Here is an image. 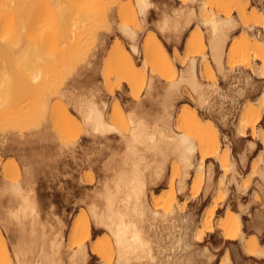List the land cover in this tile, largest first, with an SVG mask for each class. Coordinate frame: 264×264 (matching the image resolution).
<instances>
[{
	"label": "bare ground",
	"instance_id": "1",
	"mask_svg": "<svg viewBox=\"0 0 264 264\" xmlns=\"http://www.w3.org/2000/svg\"><path fill=\"white\" fill-rule=\"evenodd\" d=\"M52 1H54V6L49 5ZM70 1L67 7H63L60 0H41L40 2L48 8H44L46 9L44 11L46 15L42 19L41 17L44 14L41 13L40 19L42 20L40 21L38 16L40 14H37L38 10L36 11L40 5L42 6L39 3L37 7L39 0H0V61H2L0 62V113L2 110H5L4 108L7 111V105L11 101L22 104L20 101H23L24 98L26 99L28 95L31 97V93L34 92L36 86H41V89L47 87L49 83L46 82L48 80L45 77L43 78L41 75L43 73L40 70L37 69L35 71L36 67H34L37 59L41 58L40 56L44 54L52 56V58L49 56L50 59L47 58L48 63L52 67L72 64L75 61L78 63L77 61H79L82 69L85 70L83 72L86 73L95 71V67L98 63H101L99 62L102 56L101 51L88 55L89 52L87 49L89 47L88 44L86 46V42L87 40L89 41L88 38L92 34L98 35L102 40L107 37L105 32H99L97 30L98 26H105L111 19V16L104 9V0ZM181 1L182 4L186 5L187 0ZM189 1L194 3L197 0ZM200 1L201 5L199 7L201 9L197 6L199 9L197 13H200V16L195 17L200 19V23L196 19L198 20L199 26L200 24L203 27L205 26V28L200 27L207 30L205 31L208 33V36L206 35L205 37L206 42L202 40V37L198 36L200 38H196V44H198L200 51H203L205 47L207 48L208 55L212 64L216 67L215 69L218 71V74L220 73L225 78L226 68L228 70L238 66L243 68L245 72L248 71L252 75L259 77V79H264V17L256 16L257 14L255 15V12H253L251 15L252 18L250 17V19L245 14L246 4H240L241 0H225L230 8L236 10L237 18L243 23L240 26L244 30L241 31L244 33L240 36V41L235 43L234 46L227 48L229 35L239 25L238 21L229 16L230 10L223 17L217 13L215 15L209 8L213 14H210L207 11L208 9L205 10L207 8L205 7L206 5H219L224 0ZM135 4L137 12L130 9L122 13L121 22L117 29L132 42L130 46L131 51L138 54L139 51H137L134 41L138 37V30L144 27L141 25L142 27L140 28L141 23L139 17L141 21L143 20V23L151 1L136 0ZM192 5L194 4L190 6ZM187 10V12L181 11L177 13L179 19L180 16L184 17V24L182 23V25L186 27L190 25L192 17L195 14L193 8L190 7ZM178 15L175 14V16ZM166 19L161 22L162 25L157 24L161 30L160 33L163 30H168V28H172L173 32L179 29L181 23L177 17L172 22L170 20L168 22ZM247 22H253V25L250 23L251 26H249ZM182 27L184 28V26ZM169 31L172 30L169 29ZM71 35L74 36L73 39L75 40L71 44L67 43L68 46L66 48H60L61 46L57 45L58 39L61 40L62 37L66 38V36L70 37ZM142 45L146 60L150 63L151 70H149V74L151 73L152 76H147L149 80L145 77V74L136 70L135 62L131 58L129 50L126 51L118 44L115 50L113 49L115 65L108 71V74L111 72L110 75H107V72L106 75H103L104 79L101 86H92L91 82L85 78L84 92L81 99L78 100L72 96L71 90L67 86L62 87L58 91L54 87L49 88L50 85L46 88L48 93L59 95L61 99L75 108V113L78 115L81 123L79 132L86 138L90 137L93 144L96 145L91 151L90 149H86L87 151L83 153L85 156L83 161L85 169L87 168L89 171L97 169L96 182L101 187V189L96 190L98 195L96 194L97 197L95 196L93 198L92 203L89 205L90 207L88 206V210L92 222L110 237L111 245H106L108 242H101L102 245H98L94 252L97 251L98 255L106 262L111 261L110 258L114 256L116 264H131L133 262H138L139 264L140 261L152 262L156 255L167 253L165 246L160 245V230L169 227V229L175 230L176 227L174 224L178 221L184 225L185 232L179 233V231L175 234L174 232H170L171 235L169 236L171 237L167 236L170 238L172 253L176 252L178 254L179 252V256L174 261L169 260L170 257L168 255L167 257H163L164 259L160 257L162 260L167 258L165 262H162L164 264H169V261H172L171 264H200V261L197 262V258H201L206 264H210L214 261L215 254L211 253L207 247H199L198 250L200 249V251L198 253L196 251L197 254L190 252L192 243L188 240L186 230L191 223L192 216H185L180 213V219H178L175 210H173L174 208H172L175 201L174 194H170V197L165 201L155 203L152 206L146 197V192L149 185L157 183L165 177L167 165L170 163L172 165L171 167L180 164V167L183 168L184 174L182 173V178L177 181V189L179 193L182 192L189 175L188 173H190L188 170L194 164V153H198L199 155V161L196 167L198 184L202 182L203 174L205 176H203L204 195H208L212 187L214 182L213 172H215L212 166L213 163H211V166L208 165L209 167L205 173L204 165L207 159H213L224 171L227 167L229 168L227 169L231 175L230 178L228 177L229 180L225 181L223 180L224 178H220L221 180H219V184L224 192L227 191V185L230 183L235 185L237 191H241L240 184L236 182L235 175L237 169L231 159L230 145L222 144L217 127L212 120L208 118L203 119L196 112L197 110L190 112L185 108L182 109L178 117L176 116L175 126L172 123V114H170L172 100L179 93L181 94L182 89L186 88L188 92L190 91L194 95L197 104L203 106L207 102L210 91L212 93V90L218 88L216 87L214 76L208 71L207 60H204L205 56L203 60H200L201 62L204 61V68L206 67L205 76L203 75L204 81L202 82L198 77V71L195 69L194 57L191 59L187 69L185 70V67L182 72L179 70L181 74L179 73L176 76L160 44L156 43L161 55L156 53V49L151 42H143ZM13 56L16 58H13ZM225 57L228 60L227 65L224 63ZM53 73L55 74L56 71ZM154 74L159 78L158 80H164L163 82H166L163 83L166 84V86L163 85L165 89L160 88L165 91L159 104L151 100L154 95L152 91L155 88L152 83ZM112 79L113 82H111ZM246 79L249 81L248 77ZM158 80L157 83H161ZM124 85L129 89L131 98V102L125 108L127 110L126 116H124L121 110V103L124 98L123 93L119 92L118 96H115V91L122 89ZM143 90H145L143 93L144 97L140 99L139 93ZM237 90L235 91L239 95L243 94L244 89L238 88ZM216 91L214 92L216 93ZM235 91L233 90V92ZM43 92L45 91L43 90ZM107 97L108 100L111 99V102L107 100ZM32 99L34 98L32 97ZM261 99L264 103V90L261 94ZM251 104L252 107H248L243 112L236 126V135L240 142L247 139L246 131L250 129L252 141H248V148L245 146L247 150L249 149V152L256 150V142L254 141L261 139L257 126L262 118V109L260 108V103L257 106V99L251 101ZM198 105L196 106L198 107ZM37 107L39 108V105ZM17 111H20L19 108ZM20 112L17 114L19 117L22 114L23 116L28 114H24V111ZM15 113L12 112V114ZM226 117L225 115L222 118L226 119ZM20 119L22 120V118ZM27 119L33 121L32 118L26 116L25 120ZM15 120L13 119L11 124ZM29 120H22V122L27 123ZM53 124L56 129L62 130L71 128L72 126V122L66 123L63 117L57 118ZM15 125L19 126L20 124ZM110 138H117V143L112 144ZM69 141H65L68 143L64 142V144L61 143V146L71 145L72 143H69ZM112 146L117 150L116 153L111 152L113 149H108L112 148ZM106 149L109 151L107 152ZM244 158V156L240 157L241 163L242 161L243 163L246 162H244ZM42 159L44 160V158ZM258 160L261 161L260 164L264 161L263 158L262 160L258 158ZM26 168L23 172L26 180L22 183H12L7 188L15 196L17 207L8 210L6 219L0 218V222L4 223V227H6V223L9 221L19 231V238L12 248L13 261L16 264H59V261L61 262L62 260L59 251L61 245L55 239L48 240L49 238L42 229V233L39 229L40 236L38 237L39 234L36 235L37 226L40 225V222H38L37 218L36 204L31 197L32 195H30L32 188L30 190V187H28V180L33 171L30 172ZM256 175L259 176V180H264V168ZM212 215L213 211L210 212L208 218ZM256 215L258 218L262 217L261 213ZM241 226V214L227 209L225 220L221 224L224 235L223 239L233 240L237 238L242 243V247L246 253L258 257L264 256V247L260 246L257 236L251 235L247 240H244V232L241 230ZM205 227H210L207 222L205 223ZM79 230L77 229L74 232L75 236L78 237L79 234L80 238L76 241V249L69 254V264H86L87 261L84 243L90 237L88 224H84ZM162 239L164 240L165 238ZM195 240L196 237L193 238V241ZM201 240V237H198L197 241L200 242ZM154 248H156V251ZM8 259L9 255L6 246L1 242L0 264H5Z\"/></svg>",
	"mask_w": 264,
	"mask_h": 264
},
{
	"label": "rangeland",
	"instance_id": "2",
	"mask_svg": "<svg viewBox=\"0 0 264 264\" xmlns=\"http://www.w3.org/2000/svg\"><path fill=\"white\" fill-rule=\"evenodd\" d=\"M40 1L41 0H39L37 7L39 3L42 4ZM60 1L62 2L61 5L63 7H67L69 2H71L70 0ZM73 1L77 2L76 0ZM135 1L136 0L103 1V6L105 7L104 9L111 16L112 20L110 19V22H108V24L105 26H98L97 30L99 32H105L107 37L106 39L102 40V38H100L98 35L92 34L88 38L90 42L88 40L86 42V46L88 44L89 47H87V51L89 52L88 55L94 54L97 51H101L102 56L99 61L101 63H98L96 66L99 69L95 67V71H90L88 73L83 72L85 70L82 69L79 61H77L78 63L75 61V63L72 62V64L53 65L54 67H52V65H50L47 60V58L50 59L52 56H47L44 54L40 56L41 58L37 59V62L34 64V67H36L35 71H37V69L40 70V72L44 74H41L43 78L45 77V79L48 80L47 81L44 79L47 81L46 83H49L46 88H48L50 85L49 88L54 87L56 88V91H58L62 87L67 86L71 90L72 96L79 100L81 99L84 92L85 78L91 82L92 86H101L104 79L103 75H106V72L107 75H110L111 72L108 74V71H110V69L115 65L113 56L114 50L118 44L126 51L129 50V54L135 62L136 70L142 74H145V77L148 75V77H151L152 74H149V70H151L149 66L150 63L146 60V57L143 53V42H151L156 49V53L159 55H161V52L158 50L156 43L160 44V46L163 48L162 50L164 51L166 59L173 67L176 76L179 73L181 74L185 67V70L187 69L191 59L194 57L195 69L198 71L197 74L199 73L201 75L200 76L198 74V77L200 80H202V82L204 81L206 67L204 68V61L201 62L200 60H203L205 56L204 60H207L208 71H210L214 76V81L216 87L218 88L216 90L218 91L212 90V93L210 91V95L208 96L206 104L199 106L194 95L190 91L188 92L186 88L182 89V95L179 93V95L176 96L174 100H172L173 103L170 107L172 123L175 126L177 119L176 116L178 117L181 114L180 112L182 109L185 108L190 112L197 110L196 112H198V114H200L203 119L208 118L212 120L217 127L222 144L230 145L231 159L233 160L235 168L237 169V173L235 175L236 182L240 184L241 191H237L235 185L230 183L227 185V191L224 192L223 188L219 184V180H221L220 178H224L223 180L225 181L229 180L231 177L230 172L227 171L229 168L227 167L225 172L224 169L222 170L221 167H219V164L213 159H207L204 165L205 173L207 168L211 166V163H213L212 166L215 172H213L214 182L212 187L208 195H204L203 178L205 176L203 174L204 177L202 176V182L198 184V172L196 171V167L198 165L199 155L198 153H194V164L191 169L188 170L190 173H188L189 175L185 181V187L182 192L179 193L177 189V181L182 178L184 174L183 168L180 167V164H176V166L171 167L172 165L170 163L167 165L165 177L161 181L148 186L146 197L149 200V203L153 206L155 203L165 201L168 197H170V194H174L175 201L172 208H174L173 210H175L178 219H180V213L185 216H192L191 223L186 230L188 240L192 243L190 252L197 254L200 251V249L198 250L199 247H207L211 253L215 254V259L210 264H264V261H230L231 249L235 251L234 244L241 246V243L239 241H231L224 246L222 243V238L224 235L221 228V224L225 220L227 209L233 212H239L241 214V230L244 232V240H247L249 237L247 235L248 231L245 229L246 225L252 226V222L254 223L256 220H262L261 217L258 219L256 214H264V180H259V176L256 175L262 168H264V164L262 165L264 161H262L260 164L261 161L258 160V158H261V160L262 158L264 159V155L262 156V154H264V127H262V118L259 125L257 126L259 128L261 139L254 141L256 142V150L249 152V149L247 150L245 148V146L248 148V141H252L250 137V129L246 131L248 137L244 140L245 142H240L236 135V126L238 121L243 112H245L248 107H252L251 101L257 99V106H259L260 103L263 117L264 103L262 100L263 98L261 99V94L264 90V79H259V77L252 75L248 71L245 72L243 68L238 66L228 70L226 68L225 78L222 77L220 73L218 74V71L215 69L216 67L212 64L208 55L207 48L205 47L203 51H200L198 44H196V38L199 39L202 37V40L204 41L206 35L208 36V33H206L207 30L202 29L205 28V26L203 27L202 24H200L202 27L201 28L198 24V22L200 23V19L196 18L200 14L197 13L199 12L198 7L201 5L200 0H197L198 2L195 1L194 3H191L189 0H187V3H185L186 5L182 4L181 0H150L151 4L148 8L143 23V20L141 21V18L139 17L141 23L140 28L144 26L142 29H139L140 31L138 30V37L134 41L136 43L137 51L139 52L138 54L132 52L130 49L132 42L127 37H125L117 29V27L121 22L122 13L130 9L134 12L136 11ZM198 3L200 4L198 5ZM191 4H194L192 5L193 7L190 6ZM240 4H246V17L252 18L251 15L253 12H255V15L257 14L256 16L264 17V0H241ZM49 5L54 6V1L50 2ZM46 7V5L42 4V6L40 5V7L36 9V11L38 10V13H36L40 14L38 15L40 21L45 18L46 12L44 13V11H46V9L44 8ZM190 7L194 9L195 14L197 13V15L194 14L190 25L186 27L185 25H182L184 17L180 16L179 19V15L177 13H180L181 11L187 12V8ZM205 7H207L205 10L209 8L215 15L218 14L221 17H223L225 13L229 12L230 10L229 16L235 18L239 25H237L235 31L230 33L227 48H230L231 46H234L235 43L239 42L241 38L240 36L244 33L241 31L244 30L243 27L240 26L242 21L237 18L236 10L234 8H230L225 0L222 4L212 6L206 5ZM199 8L201 9V7ZM209 9L207 11L211 14L212 12ZM40 10L41 12H39ZM176 10L177 12H175ZM207 11L206 13H208ZM202 12L204 11L202 10ZM41 13L44 14V16L41 17L42 19H40V16L42 15ZM175 14L178 16H175ZM176 17L181 23V27L179 26V29L182 30L177 29L173 32L172 28H168V30H163V33H160L161 30L158 27L160 24L162 25L161 22L165 19L168 22H172ZM250 23L253 25V22H247V25L251 26ZM182 26H184V28ZM169 29L172 31H169ZM71 36H66V38L62 37L61 40L58 39L59 43L57 41V45H60V48H66L68 46L67 43L71 44L75 40L73 39L74 36L72 38ZM164 36H167L168 38ZM204 42H206V40ZM49 56L51 57L49 58ZM13 58L16 57L13 56ZM227 62V57H225L224 63L226 64ZM179 70L181 72H179ZM55 71L56 73L54 74L53 72ZM148 77L147 79L149 80ZM245 77H248L250 82L247 81ZM153 78L154 79L152 80V83L154 84L153 87L155 88L152 91L154 95L152 96L153 99L151 98V100H153V102L155 101L154 103L159 104L163 98V92L165 91L164 87L166 86V84L163 83L166 82H163L164 80H158L159 78L155 76V74ZM157 80L162 84L157 83ZM111 82H113V79ZM40 87L36 86L34 88V92L31 93L32 96H27V100L24 98L25 100L23 99V101H20L22 104L11 101L7 105V111L6 108H4L5 110H2L1 113H5H0V218L6 219L8 210L17 207L15 196L9 190H7V188L12 185V183L14 184L17 182H24L26 179L23 172L25 171V168L28 167L26 169H29L30 172H34H31L32 175H30V179L28 180V187H30V190L32 188V191H30V193H32L30 195H32L31 197L34 199L37 207L38 222H40L41 227L44 225L42 228L40 225L37 226L36 235L39 234L42 229L45 235L49 238H47L48 240L55 239L56 242L61 245L59 251L62 258V263L59 261V264H69V254H71L76 249V241L80 238V235L78 234V237H76L74 232H76L77 229L79 230L84 224H88L90 230V237L84 243L87 254L86 264H116L114 256L110 258L111 261L106 262L98 255L97 251L94 252L101 242H108L106 245H111L110 237L99 226L97 227L92 222V218L88 210L93 198L95 196L97 197L98 195L96 190L101 189V187L100 184H97L96 182L98 172L97 169L90 171L87 168L85 169L83 162L85 156L83 153L89 149L91 151V149H93L94 146L96 147V145L93 144V141L90 137L86 138L84 135L82 136V133L79 132L81 123L78 115L75 113V108L68 104L65 100L61 99L59 95L57 96L56 94H50L47 92L45 87H43V89ZM161 87L164 89H160ZM238 88H242V90L244 89L243 94L239 95L236 92L238 91ZM43 90L45 92H43ZM233 90L236 91L233 92ZM144 91L145 90L139 93L140 99L144 97ZM214 91H216V93ZM119 92H122L124 96L121 103V110L124 116H126V105L131 102L129 89L124 85L122 89L115 91L116 97L118 96ZM155 95L158 96L157 99ZM32 97L34 99H32ZM108 101L111 102V99ZM36 104L39 105V108ZM10 105L13 107L11 108ZM196 105H198V107ZM32 107L34 110H32ZM18 108L21 112L24 111V114H28L25 116H23V114H19L21 115L19 117L17 115L20 112L17 111ZM28 108H30L32 111H27ZM12 112L16 113L12 114ZM13 115H15L14 118ZM225 115L227 116L226 119L222 118L223 116L225 117ZM26 116L32 118L34 122L30 121L29 119H27L29 120L27 123L22 122V120L27 121L25 120ZM59 117H63V120H65L66 123L72 122L71 128L63 130L56 129L53 123ZM12 118L16 120L11 124L13 121ZM20 118H22V120ZM15 124H20L22 126H16ZM110 139L112 144L117 143V138ZM67 140H73L72 142L69 141V143L72 144L61 146V143L64 144V142ZM83 143L85 144L83 145ZM46 148L49 149L47 150ZM108 149H113L111 152H117L113 146L112 148ZM41 153H45L43 155L44 157ZM40 155L42 158H44V160L40 157ZM241 156L245 157V163H243V161L241 163ZM91 175L96 177L93 178ZM211 211H213V215L208 218V215ZM243 215L244 217H242ZM206 222L210 227H205ZM3 224L4 223L0 222V243H4L9 255V259L5 264H16L12 258V248L19 238V231L15 225L9 221H7L6 227H4ZM174 226L176 227L175 230L169 229L170 227L167 228L169 230H160V245L165 246L167 249L166 252L168 254L165 252L166 254L156 255L154 261H152L153 264H162V261L165 262L167 259L165 258V260H162L164 259L163 257H167V255L170 257L169 260L172 261L178 258L179 252L176 254V252L172 253L173 251H171L172 245L169 238L171 236L169 235H171L172 232H174V234L178 233L179 231V233L185 232V229L183 228L184 225L178 221L174 224ZM254 234L257 236L259 243L264 240V234ZM194 237H196L195 241H193ZM198 237H201L202 239L200 242L197 241ZM162 238L165 239L163 240ZM155 249L156 248H154V250ZM155 254L157 253L155 252ZM172 256H175V258ZM218 257H220V261H216ZM197 259V262L200 261V264L205 263L203 259L200 258L204 262H202L199 258ZM142 262L140 261L139 264H152L151 261H146L147 263L145 261L143 263ZM171 262L169 261V264H171ZM134 263L138 264V262H133L131 264Z\"/></svg>",
	"mask_w": 264,
	"mask_h": 264
},
{
	"label": "crops",
	"instance_id": "3",
	"mask_svg": "<svg viewBox=\"0 0 264 264\" xmlns=\"http://www.w3.org/2000/svg\"><path fill=\"white\" fill-rule=\"evenodd\" d=\"M261 122L263 123L262 127H264V113H263V117H262ZM242 217H244V215ZM256 217H257V215H256ZM261 218H262V220H256V222H254V223L252 222V226L246 225L245 229L248 231L247 232L248 237L251 235L256 236L254 233H256L257 235H259L261 233L264 234V214L262 215ZM243 227H244V225H243ZM231 241H239V240L238 239H233V240L223 239L222 243L225 246L228 242H231ZM259 244H260V246L264 247V240ZM234 245H235L234 246L235 251L233 249H231L230 261H255V262L256 261H264V256L258 257L256 255L246 253L242 247V243H241V246L236 245V244H234ZM220 257H218V259H216V261H220Z\"/></svg>",
	"mask_w": 264,
	"mask_h": 264
}]
</instances>
